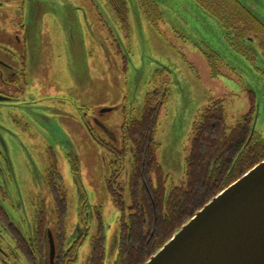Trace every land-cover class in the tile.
<instances>
[{
	"label": "flooded vegetation",
	"instance_id": "flooded-vegetation-1",
	"mask_svg": "<svg viewBox=\"0 0 264 264\" xmlns=\"http://www.w3.org/2000/svg\"><path fill=\"white\" fill-rule=\"evenodd\" d=\"M51 1L54 3V0ZM56 1L59 4H65V0ZM104 1L107 3L109 11L112 12L109 21L112 22L110 32L114 34V53L121 57L126 72L130 68L133 55V43L130 42L129 1ZM196 1L209 15L217 18L220 23L219 29H221L220 38L248 65L251 75L243 76L242 80L248 79L253 83H264V25L255 16H252L251 26L253 28L251 31L238 28L237 25L234 28H228L227 24L211 8L216 6L220 0H205L206 3L203 0L202 2ZM222 1L224 4L232 3L237 16V0ZM92 2L98 6L95 0ZM29 3L30 0H0V116L1 113H5L4 116H6V113L9 114L12 110L19 109V112L27 119L26 128L29 139L36 137L44 141L45 139L49 140L48 137H50L65 149L69 157L68 162L71 164L73 181L78 188L76 194L79 195V201L77 196L72 197L73 192L67 189L66 181L60 174L58 159L54 153L55 147L51 141L49 143L44 141L48 143L45 148L50 154V165L46 172L47 180L15 182L17 176L14 156L10 155L7 139L0 137V264H89L94 253L91 246L93 239L99 233L100 226H105L104 216L102 209L90 208L87 201L88 196L81 189L76 145L67 138L66 134L69 132L73 137L77 133L78 121L84 131L85 139L90 135L105 151L109 154L114 153L119 160L130 151L132 159L133 150L132 147L126 146L128 143L123 138V132L131 126V123L140 120L135 117V108L141 110L140 117L146 108L158 109L157 115L160 119V114L171 95L172 85L168 80V69L161 67V70L153 73L149 91L144 92L138 100L129 101L131 97L125 96L121 105L104 109L101 116L118 111L119 108L123 109L125 122L120 128V139L117 140L116 135L109 130L104 120L99 118L98 113L95 112L92 118L89 117L90 109L86 103L87 94L83 88V83L85 84L83 67L80 62L75 64L74 56H72L76 54L79 57V46L75 44L71 45V57L72 65L76 68L73 70L72 76L68 74V57L66 55L68 46L67 40H62V35L67 36L66 28L68 27H71L70 31L77 29L79 25L77 7L72 4L69 12L72 17L67 19L63 26L57 24L55 29L42 33L43 43L50 46H44L45 52L41 56L43 62L41 59L40 65L37 66L33 58L36 35L32 32L31 24L35 18L32 20L28 13L30 10L36 13L40 5L33 2V6L29 10ZM139 4L141 8H138V11L157 29L158 22L160 23L164 17V12L159 8V5L155 0H139ZM103 20L106 21V19ZM54 22L56 21L53 20ZM113 23L116 29L118 27L125 34L128 40L126 47L119 40V35L112 32V28L115 30ZM103 24L105 23H102V26ZM47 26L50 27L49 24ZM156 44L159 45V43ZM202 51L212 69L223 62L217 52L208 49L205 45L202 46ZM49 54L51 55L48 56ZM32 63L35 65V69L39 70L40 80L38 86L36 84L32 86L33 91L39 89V92L34 93L30 98L27 87L32 70H35L32 68ZM54 65L57 67L54 68ZM262 91L255 93L248 90L251 108L239 121L246 124V133H248V119L251 121V135L248 138V143L253 140L254 143L260 142L261 146H264V137L257 131L259 113L257 100L260 96L259 102L263 103L264 84ZM49 101L53 103H47ZM224 104V99H214L210 106L204 108L200 116H203L205 110L214 107L216 113H221L226 117L227 125ZM198 122L199 120L194 123V130L198 127ZM1 124L7 127L1 121L0 130L2 129ZM66 124L68 125L66 126ZM236 128L237 126L233 128L228 126L226 131L229 133ZM98 129L102 130L103 139L98 137ZM12 136L13 139L10 141L13 143L15 141L13 133ZM79 140H82L81 133ZM20 150L23 148L20 147ZM117 178L118 175L115 174L109 180L108 193L117 208L118 216L109 236H105L106 226L104 235L97 236L99 240L104 239L101 246L98 247L96 255L92 257V264H120L118 251L123 243L124 228L126 227L123 224H129L132 214L129 212L130 182L128 180V186H121L117 183ZM111 183L115 188L110 189ZM113 194H118L119 202L116 204ZM71 205L75 206L72 214H70ZM130 229L131 227H128L129 231ZM145 234L149 236L146 232ZM127 236L131 240L129 232H127ZM149 240L150 237L145 243L143 241L142 243L145 245ZM87 243H89L90 249L85 257L86 260L81 263L79 257L83 249L86 251Z\"/></svg>",
	"mask_w": 264,
	"mask_h": 264
},
{
	"label": "rangeland",
	"instance_id": "rangeland-1",
	"mask_svg": "<svg viewBox=\"0 0 264 264\" xmlns=\"http://www.w3.org/2000/svg\"><path fill=\"white\" fill-rule=\"evenodd\" d=\"M95 1L98 6L92 0H65L64 5L56 0H54L55 4L51 0L47 2L46 0H30L29 10L33 2L40 5L36 13L32 10L28 13L32 20L35 18L31 22L32 32L36 35L33 46L35 64L40 65L41 59L43 62L41 56L45 52L44 46H50L43 43L42 33L55 29L57 24L63 26V23L72 17L69 13L72 6H76L79 25L72 31H70L71 27L66 28L67 36L62 35V40H67L68 46L66 54L68 74L72 76L76 68L72 65L71 57V45L75 44L79 46L80 53L79 57L76 54L72 56H74V63L80 62L83 67L85 77L83 88L87 94L89 117L92 118L95 112L98 113L99 118L104 120L109 130L116 135L117 140L120 139V128L125 122L123 109L119 108L118 111L101 116L103 110L121 105L125 96L131 97L129 101L138 100L151 88L149 83L153 73L161 70V67H166L172 88L168 103L165 104L157 125L158 130L155 136L159 145L157 160L166 175L168 187L182 186L186 182V159L194 140V123L200 119V113L205 107L210 106L214 99H224L227 125L233 128L237 126L239 119L250 111L248 90L255 93L263 92L264 83L242 80L243 76L251 75L248 65L220 38L221 29H219L220 23L217 18H213L200 7V12L197 14L200 19L198 21L189 13L196 7L193 2L189 1V11H184L182 6L185 5L186 0H155L164 12V17L160 23L158 22L157 29L138 11V8H141L139 0H127L131 12L130 42L133 43V55L130 68L125 72L121 57L114 53V34L110 32L112 22L109 21L112 12L109 11L104 0ZM222 6L224 2L220 0L213 8L220 10ZM257 15L264 19L263 11H258ZM53 20L56 22L53 23ZM59 20L60 23H58ZM102 23L105 24L102 26ZM48 24L50 27L47 26ZM113 31L119 35V40L126 47L128 40L125 34L118 27L117 29L115 27V30L112 28ZM48 41L47 39L46 42ZM204 45L217 52L223 61L217 64L215 69L211 68L202 51ZM53 67L56 68L57 65ZM32 68L35 69L33 63ZM38 71L32 70L29 78L27 91L30 98L34 93L39 92V89L32 90L34 84L37 86L39 84ZM259 97L257 131L264 137V100L263 103L259 102ZM135 109V117L139 119L141 110ZM4 115L5 113H1L0 123L2 121L7 127L1 124L0 137L7 139L10 155L14 156L17 176L15 182L47 180L46 172L50 165V154L45 147L51 141L55 147L54 153L58 159L60 174L66 181L67 189L73 192L72 197L76 195L79 201V195L76 194L78 188L74 184L71 164L68 162L69 157L65 149L50 137H48L49 140H44L48 143L36 137L29 139L26 128L27 119L19 112V109ZM77 123V133L73 137L69 132L66 135L76 145L81 189L88 196L90 208L102 209L106 226L105 236H109L118 213L108 193V182L113 175L117 174V183L128 186L132 163L130 151L124 158L117 159L114 153L109 154L90 135L85 139L80 122L77 121ZM9 132L11 134H8ZM12 133L15 138L13 143L10 141L13 139ZM97 134L103 139L102 130L98 129ZM20 147L23 150H20ZM74 207L71 205L70 214ZM88 244L85 247L86 251L83 249L79 257L81 263L88 255L90 249Z\"/></svg>",
	"mask_w": 264,
	"mask_h": 264
},
{
	"label": "trees",
	"instance_id": "trees-1",
	"mask_svg": "<svg viewBox=\"0 0 264 264\" xmlns=\"http://www.w3.org/2000/svg\"><path fill=\"white\" fill-rule=\"evenodd\" d=\"M236 7L237 16L232 3L227 2L220 10L213 6L211 8L228 28L237 25L251 31L252 16L237 2ZM158 111L146 108L140 120L131 123L123 132V138L128 143L126 146L133 150L128 191L132 216L129 224H123L126 227L118 251L120 264H146L198 210L264 161V146L253 140L248 143L251 121L248 119V133L246 124L240 121L237 128L228 133L226 117L216 113L212 107L204 111L197 123L186 159V182L182 186L168 187L166 175L157 160L159 149L155 136ZM111 188H115L112 183ZM113 197L115 204L118 203V194H113ZM128 227H131L130 231ZM104 230L105 226H100L99 233L93 239L91 246L94 253L89 264L103 243L104 238H98L104 235ZM149 237L150 240L144 245Z\"/></svg>",
	"mask_w": 264,
	"mask_h": 264
},
{
	"label": "water",
	"instance_id": "water-1",
	"mask_svg": "<svg viewBox=\"0 0 264 264\" xmlns=\"http://www.w3.org/2000/svg\"><path fill=\"white\" fill-rule=\"evenodd\" d=\"M189 1L200 21L196 0H186L184 11ZM237 2L263 24L257 12L264 0ZM146 264H264V161L198 210Z\"/></svg>",
	"mask_w": 264,
	"mask_h": 264
}]
</instances>
